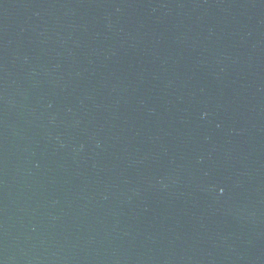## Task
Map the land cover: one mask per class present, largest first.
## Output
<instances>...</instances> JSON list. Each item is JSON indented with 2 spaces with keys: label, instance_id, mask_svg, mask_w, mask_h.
<instances>
[{
  "label": "water",
  "instance_id": "95a60500",
  "mask_svg": "<svg viewBox=\"0 0 264 264\" xmlns=\"http://www.w3.org/2000/svg\"><path fill=\"white\" fill-rule=\"evenodd\" d=\"M0 264H264V0H0Z\"/></svg>",
  "mask_w": 264,
  "mask_h": 264
}]
</instances>
